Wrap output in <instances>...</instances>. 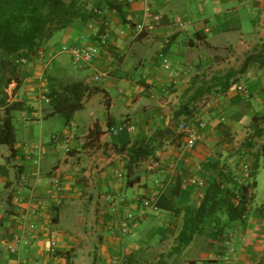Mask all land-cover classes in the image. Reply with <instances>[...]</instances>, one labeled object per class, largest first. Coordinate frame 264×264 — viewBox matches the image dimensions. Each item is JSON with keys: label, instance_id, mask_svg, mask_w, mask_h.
<instances>
[{"label": "crops", "instance_id": "obj_1", "mask_svg": "<svg viewBox=\"0 0 264 264\" xmlns=\"http://www.w3.org/2000/svg\"><path fill=\"white\" fill-rule=\"evenodd\" d=\"M109 1L122 15L108 8ZM79 2L90 10L99 6L107 17L105 28L100 30L98 20L78 21L56 33L39 56L17 67L4 90L7 106L15 108L16 143L12 148L0 143V264H158L162 258L167 264H264L259 257L264 220L251 216L215 240L208 237L216 229L210 218L203 235L180 255L168 257L184 214L141 207L144 199L156 205L162 197L164 205L196 208L215 177L204 163L235 165L226 139L258 115L252 106L264 92V70L251 68L244 75L242 81L250 82L248 97L236 89L242 82L215 96L206 86L212 70L238 60L243 64L264 37V0ZM155 16L158 23H152ZM139 24L152 28L140 32ZM90 45H98L100 54L89 65L78 66L62 52ZM17 59L10 58L13 64ZM78 82L97 92L84 98L68 123L48 117L47 96ZM197 91L204 99L191 106L200 109L204 103L197 118H205L207 126L196 146L187 148L178 130L186 118L177 112ZM5 109L0 107V132ZM124 122L135 130L113 135ZM183 179L203 186L183 187ZM133 180L139 183L128 186ZM128 214L137 226L123 233ZM32 224L36 229L24 243ZM231 232L236 254L228 245ZM13 244L15 253L9 251Z\"/></svg>", "mask_w": 264, "mask_h": 264}, {"label": "trees", "instance_id": "obj_2", "mask_svg": "<svg viewBox=\"0 0 264 264\" xmlns=\"http://www.w3.org/2000/svg\"><path fill=\"white\" fill-rule=\"evenodd\" d=\"M80 0L65 2L64 0H0V107H6V117L3 120L2 130L0 132V143L12 148L16 143L15 127L13 124L12 112L14 107L7 106L6 94L4 90L11 83V79L19 65L13 64L10 58L18 57L29 60L37 57L45 49V45L60 31L71 27L74 23L99 21L101 29L105 28L107 17L96 15L94 12ZM107 6L113 9L119 15H122L114 2H107ZM97 7V6H96ZM98 9H102L98 6ZM251 68L264 70V44L260 52L256 51L248 54L242 66L236 70H229L224 76H215L212 78L211 85H207L209 93H223L229 91L232 86L238 83V77L244 76ZM97 92L87 82H78L67 86H61L58 90H53L47 98L52 108L48 117L59 116L68 123L74 114L83 108V100L86 96ZM204 92L197 91L193 99L185 103L177 112L179 117L183 116L186 121L194 120L199 113L192 102L198 97H203ZM260 121L264 122L262 116L255 115L251 124L254 126L253 133L248 139L249 142L230 157L238 159L243 154L245 148L253 149L255 143L251 139H262L264 137V128ZM141 146V145H140ZM137 147V146H136ZM134 151L137 149L134 148ZM264 160V143L261 145L256 160L250 168V165L244 164L242 173L239 172L241 162L236 161L232 166L228 161H213L204 163L203 167L213 173L215 177L210 180L205 189V194L196 208L178 209L174 205H164L160 197L156 203L157 208L173 210L176 215L184 214V224L180 234L176 239V245L169 253L168 257L175 254H181L193 242L196 235H203L204 227L208 219L213 218L216 229L208 234L212 239H218L228 228L234 224L247 222L251 215V209L256 198L257 175L260 170L261 161ZM237 165V167H236ZM239 165V166H238ZM248 165L250 174L248 180L243 181L240 178L243 175L244 166ZM128 175L133 170L129 165ZM239 170V171H238ZM238 176L239 182L234 178ZM138 180L128 182V186L138 184ZM256 216L264 220V206L256 210ZM127 215L122 219L126 221ZM125 227V226H123ZM232 241L231 239H229ZM164 257V256H163ZM158 264H167L162 258ZM194 264V263H193Z\"/></svg>", "mask_w": 264, "mask_h": 264}, {"label": "built area", "instance_id": "obj_3", "mask_svg": "<svg viewBox=\"0 0 264 264\" xmlns=\"http://www.w3.org/2000/svg\"><path fill=\"white\" fill-rule=\"evenodd\" d=\"M128 3H132L134 0H126ZM91 10L94 12V14L96 15H102V11L98 8L95 7H91ZM152 23H158L160 21V18L158 16H155L153 18H151ZM151 22V21H150ZM151 25H145V24H139L137 27V31L143 32L146 29H151ZM166 43H169V41H167ZM107 44L106 42V38H101L100 41V45L101 46H105ZM63 53H67L71 56L72 61L78 65V66H84V65H89L91 64L100 54V47L98 45H90L84 48H67L64 47L62 49ZM27 60L26 59H21L18 58L16 60V64L20 65V64H26ZM165 69L170 71V66L166 65ZM97 80H99V77L96 78ZM237 91L244 95V96H250V89L247 86V84L245 83H241L238 84L236 86ZM47 102H49V99L46 100ZM207 126V120L205 118H195L194 120H190V121H185L182 122L179 126H178V130L180 132V134L183 136L184 140H185V144L187 148H193L194 146H196V144L198 143V141L200 140L201 137V132L203 129H205V127ZM125 130L128 132H133L135 130V126L132 124H129L127 122H124L122 124V126L120 128H116V129H112V134L113 135H117L120 131ZM56 140V138H54V141ZM173 169L175 170L176 167L174 166ZM249 170V166L245 165L244 166V171L248 172ZM235 182H239L241 181L240 178L238 176H235L234 178ZM56 184L59 185V180H56ZM182 185L183 187L192 185V186H203L202 182H199L198 180H188V179H183L182 181ZM141 207L143 208L144 211H148V210H152V211H157V206L152 204L151 201L149 199H144L142 200L141 203ZM126 221H127V225L125 227L122 228L123 233H126L127 230L131 227H136L137 226V222L136 218L134 215L132 214H128L126 217ZM36 226L34 224L31 225L30 230L32 231V234H27L26 236H24L23 241L24 243H28L29 239L33 236V231H35ZM51 242H50V248L52 252H56L57 249V242H56V237L54 234H52L51 237ZM9 251L12 253L16 252V246L13 244L11 246H9Z\"/></svg>", "mask_w": 264, "mask_h": 264}, {"label": "rangeland", "instance_id": "obj_4", "mask_svg": "<svg viewBox=\"0 0 264 264\" xmlns=\"http://www.w3.org/2000/svg\"><path fill=\"white\" fill-rule=\"evenodd\" d=\"M246 22H249V21H246ZM249 24L251 25V22H249ZM263 44H264V37L260 39L259 43L255 47L253 52H255L256 49L258 52H260V48ZM227 66L225 65V67H223L222 69L212 70L215 73L209 74V77L214 78L215 76H218V73L220 75L224 76L226 74V71H225L226 69L229 68V70H231V69H234V67L240 68L242 66V62H240L239 60L235 61V62H233V66H232V62L231 63L229 62V64H227ZM219 70H220V72H219ZM227 72H228V70H227ZM223 73H224V75H223ZM213 74H216V75L213 76ZM204 79L206 80V78H204ZM242 80H244V76L238 77V82H242V83L246 82V81H242ZM208 82H210V80H207V83ZM247 85H250V82L247 83ZM217 94L218 93H215V89H214V93L209 94V95L215 96ZM256 97L257 98H255L254 105L252 106V109L258 114V116H262L264 114V92L258 93V95ZM202 107H204V103H201L198 105V108H200V109L196 108L197 112H201ZM260 124H261V127L264 128V122L260 121ZM253 129H254V126L251 124V120L247 121L245 124H243L241 126L240 130L237 133L230 135V137L228 139H226V142L229 144L230 152L232 154L235 155L238 151L239 152L242 151L241 149L246 144V142H249L248 139L250 138V136L252 134H254ZM251 140H253V142L255 143L254 148L250 149L251 151H248V148H245V150L243 151L244 153L241 154L240 156H238V159L235 158V161L241 162L240 167H239L240 171L238 170L239 172L242 171V167L244 164H248V165H250V168H252V166L256 160V154H258L261 145L264 143V137L262 139H256L255 138V139H251ZM259 160L261 161V166H260V170L258 172L257 178H256V180H257V189L255 190L256 198H255V201H254L252 209H251V215L249 217L252 216V217L257 218L259 220H263L261 218H258V216H256V213H255L257 209L264 206V160L261 158ZM235 161H233L234 164H236ZM236 167H237V165H236ZM249 174H250V170H248V172H245L243 170V175L241 174L240 178L242 177V178H244L243 181H246V179L248 180V178H249ZM235 237L236 236L233 232H231L227 236V239L232 240V241L228 242V245H230V251L233 254H236L234 247L232 249V244H233V241L235 240ZM262 252L263 253L259 256L261 258L260 260L264 259V249L262 250ZM175 255H179V254H175ZM210 259H215V258H213V256H212ZM206 264H225V263L223 261L219 260V262H216V263L207 262ZM245 264H248V263H245Z\"/></svg>", "mask_w": 264, "mask_h": 264}]
</instances>
